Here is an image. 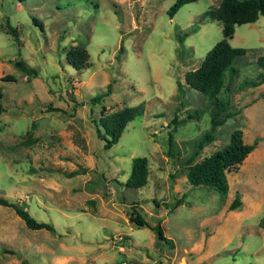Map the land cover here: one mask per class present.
I'll use <instances>...</instances> for the list:
<instances>
[{
    "label": "rangeland",
    "instance_id": "374dc122",
    "mask_svg": "<svg viewBox=\"0 0 264 264\" xmlns=\"http://www.w3.org/2000/svg\"><path fill=\"white\" fill-rule=\"evenodd\" d=\"M219 1H191L170 17L172 0H0V196L53 225L30 228L0 204V264H264V83L238 89L260 71L264 14L235 25L228 39L246 49L218 94L228 100L219 118L229 116L194 160L224 146L235 128L257 144L227 172L224 196L186 178L214 103L184 75L222 37V22L199 18ZM75 45L86 49V66L67 62ZM20 59L35 72L22 71ZM108 83L109 94L91 101ZM139 103L143 112L104 147L92 119ZM194 109L199 116L186 117ZM175 114L185 120L170 143ZM136 155L149 158L148 180L122 186ZM237 192L241 205L229 209ZM133 202L148 225L130 220ZM157 221L170 244L157 239Z\"/></svg>",
    "mask_w": 264,
    "mask_h": 264
},
{
    "label": "trees",
    "instance_id": "16d2710c",
    "mask_svg": "<svg viewBox=\"0 0 264 264\" xmlns=\"http://www.w3.org/2000/svg\"><path fill=\"white\" fill-rule=\"evenodd\" d=\"M195 0H172V3L167 9V13L172 17L176 11L185 3ZM264 14V0H220L216 6L204 10L199 18L202 20H217L222 22V37L217 40L213 46L205 53L201 63L193 69L185 72L184 78L186 84L196 90L204 93L208 98L213 100L214 110L211 116V125L197 139V149L192 152L187 163L186 178L193 185H202L210 187L224 196L228 192L227 172L235 169L244 157L252 151L257 139L251 143L243 140L242 130L235 128L231 134L229 141L207 155H204L199 160H194L198 149L214 138L216 126L221 124L224 117L229 116L227 111L222 118L219 115L227 109V98L218 97V94L223 86L226 74L234 75L237 72V67L233 62L237 56L243 55L246 49L241 46H233L228 39L233 36L235 25L253 22L258 19L259 15ZM34 20L36 18L34 17ZM40 23L39 21H37ZM16 39H18V30L11 26ZM195 30V27H192ZM187 32L178 34L180 42H183ZM66 60L75 68L86 66L88 63V53L82 46H72L66 52ZM260 67V71L253 77H244L238 89L246 86H258L264 83V53L256 59ZM16 65L24 72H35V69L29 67L23 60H18ZM5 79L13 80L12 75H5ZM107 88L91 97V101L99 102L101 98L110 92V83ZM2 91L0 90V100L2 99ZM2 111V103L0 101V112ZM199 110L187 111L186 117H198ZM143 112L141 103L136 105L125 106L121 109L106 112L101 111L98 118L92 119L95 124L97 135L103 140L104 147H110L116 143L125 126L129 121ZM175 114L171 119V123H167L169 128L168 135L171 143L172 131L177 125L184 121L185 118H178ZM33 124V123H32ZM149 172V158L146 155H136L131 160V167L127 178L124 181H119L120 185L125 187L137 188L146 184ZM0 204L11 206L15 212L23 219L25 224L30 228H47L53 229L50 222L39 220L34 217L28 208L27 203H20L16 200L5 196H0ZM180 204L179 199L172 203L171 208ZM137 202L130 204L129 218L132 222L139 226L148 225L147 220L140 213ZM241 205L240 193H235L233 199L228 204L229 209L238 208ZM259 226L264 227V212L258 222ZM158 240H163L170 244V240L165 237L164 230L160 221H157L151 226ZM18 264H32L27 259L22 258Z\"/></svg>",
    "mask_w": 264,
    "mask_h": 264
},
{
    "label": "crops",
    "instance_id": "0c3cea01",
    "mask_svg": "<svg viewBox=\"0 0 264 264\" xmlns=\"http://www.w3.org/2000/svg\"><path fill=\"white\" fill-rule=\"evenodd\" d=\"M179 205V204H178ZM176 207V206H175Z\"/></svg>",
    "mask_w": 264,
    "mask_h": 264
}]
</instances>
